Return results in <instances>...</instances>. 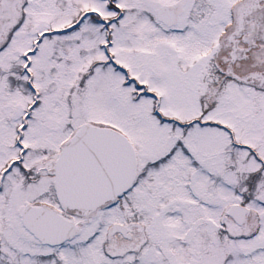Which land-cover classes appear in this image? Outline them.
<instances>
[{
    "label": "snow or ice",
    "instance_id": "1",
    "mask_svg": "<svg viewBox=\"0 0 264 264\" xmlns=\"http://www.w3.org/2000/svg\"><path fill=\"white\" fill-rule=\"evenodd\" d=\"M0 264H264V0H0Z\"/></svg>",
    "mask_w": 264,
    "mask_h": 264
}]
</instances>
